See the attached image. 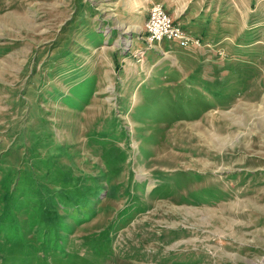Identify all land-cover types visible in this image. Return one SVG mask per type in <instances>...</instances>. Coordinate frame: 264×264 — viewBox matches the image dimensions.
<instances>
[{
	"label": "rangeland",
	"instance_id": "rangeland-1",
	"mask_svg": "<svg viewBox=\"0 0 264 264\" xmlns=\"http://www.w3.org/2000/svg\"><path fill=\"white\" fill-rule=\"evenodd\" d=\"M158 3L0 0V264H264V0Z\"/></svg>",
	"mask_w": 264,
	"mask_h": 264
},
{
	"label": "built area",
	"instance_id": "built-area-1",
	"mask_svg": "<svg viewBox=\"0 0 264 264\" xmlns=\"http://www.w3.org/2000/svg\"><path fill=\"white\" fill-rule=\"evenodd\" d=\"M154 17L155 19L153 21H149V29L152 34L155 35V39L161 38V37H170L172 34H182V30L177 28V24H171L168 25L167 20H165V17L162 16V3L156 2L154 4ZM196 42L195 39L192 37L190 39L183 40L182 45H188ZM198 43V42H197Z\"/></svg>",
	"mask_w": 264,
	"mask_h": 264
},
{
	"label": "bare ground",
	"instance_id": "bare-ground-1",
	"mask_svg": "<svg viewBox=\"0 0 264 264\" xmlns=\"http://www.w3.org/2000/svg\"><path fill=\"white\" fill-rule=\"evenodd\" d=\"M162 16L165 17V20H167L168 22V25H171V24H175V19L172 18V16H169V14L167 13L164 5L162 4ZM149 21H153L155 19L154 17V6L153 8L150 10V14H149ZM149 21L148 23L146 24V30L149 32V38L151 39V41L154 43V42H162V41H175L177 42L179 45H182L183 43V40H186V39H190V36L189 34L187 33L186 30H182V34H172V36L170 37V39L168 37H161V38H157L155 39V35L151 33L150 29H149ZM177 28L179 29H183L182 26L180 25V23H177ZM192 38V37H191ZM186 46V45H185Z\"/></svg>",
	"mask_w": 264,
	"mask_h": 264
},
{
	"label": "crops",
	"instance_id": "crops-1",
	"mask_svg": "<svg viewBox=\"0 0 264 264\" xmlns=\"http://www.w3.org/2000/svg\"><path fill=\"white\" fill-rule=\"evenodd\" d=\"M157 1H158V0H157ZM157 1L153 2V1H151V0H146V2L149 3V5H151V6L148 7L147 16H148V14H149V11H150L151 7H152L154 4H156ZM158 2H160V0H159ZM163 42H166V43L168 42V43H169V41H163Z\"/></svg>",
	"mask_w": 264,
	"mask_h": 264
}]
</instances>
